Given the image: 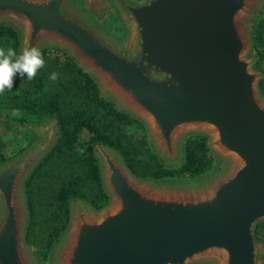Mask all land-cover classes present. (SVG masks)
I'll use <instances>...</instances> for the list:
<instances>
[{
  "label": "water",
  "instance_id": "water-1",
  "mask_svg": "<svg viewBox=\"0 0 264 264\" xmlns=\"http://www.w3.org/2000/svg\"><path fill=\"white\" fill-rule=\"evenodd\" d=\"M125 35L102 29L76 0H0V23L25 47L53 44L97 81L101 95L142 120L166 163L183 139L207 136L222 159L206 179L163 183L134 174L98 142L109 200L71 199L49 264H264V94L251 16L264 0H111ZM34 138L0 163V264H39L24 239V182L58 134L54 117L22 121Z\"/></svg>",
  "mask_w": 264,
  "mask_h": 264
},
{
  "label": "trees",
  "instance_id": "trees-1",
  "mask_svg": "<svg viewBox=\"0 0 264 264\" xmlns=\"http://www.w3.org/2000/svg\"><path fill=\"white\" fill-rule=\"evenodd\" d=\"M261 37L260 25L252 31V38ZM0 47H12L19 55V31L10 22L0 23ZM39 50L44 67L32 80L17 74L13 89L0 93V112L8 106L35 115L37 123L50 117L57 120L54 144L24 182L28 210L24 239L40 243L45 260L69 223L71 199H84L95 208L109 200L95 155L96 143L111 146L134 174L150 179L203 175L214 166L215 156L210 153L206 135L191 133L184 138L180 163L168 165L146 134L138 136L127 130L143 122L101 95L95 78L73 56L67 51L63 56H51L47 45ZM53 72L59 73L55 81L49 79ZM259 86L264 94V72ZM84 130L88 137L81 140ZM4 160L0 156V162Z\"/></svg>",
  "mask_w": 264,
  "mask_h": 264
},
{
  "label": "rangeland",
  "instance_id": "rangeland-1",
  "mask_svg": "<svg viewBox=\"0 0 264 264\" xmlns=\"http://www.w3.org/2000/svg\"><path fill=\"white\" fill-rule=\"evenodd\" d=\"M76 3L84 12H86V14H88V16L96 24H98L102 29H104L114 37L121 39L125 35L126 32L125 27L122 24L118 12L114 7V5L112 4L111 0H92L91 3H89V6H86L85 0H76ZM6 22H10V21H6ZM251 24H252L251 34L256 27H259L260 25L262 27V37L259 39L252 38L253 42L249 54L256 57V61L254 63L255 68L260 69L264 72V2L261 3L257 7L256 11L252 14ZM46 45L48 46V54L51 56L54 55L63 56L65 51L69 53V51L64 47H62L64 49H60V48L57 49L55 47L57 45H53V44L52 45L46 44ZM21 118L26 119L30 123H37L35 121L36 118L35 115L30 114L23 109H14L11 107L9 108L7 106L4 109H2L0 112V156L4 157L5 160L13 156L14 154L18 153L34 138L33 130L24 123H22ZM143 123L130 125L129 127H127V130L129 132H132L134 135H138V136L145 134L147 135L146 125L145 123L144 124ZM87 137H88V132L84 130L81 134V140H84ZM209 149H210V153L213 156H215V163L214 166L203 175H199L195 177H189V176L165 177L156 180L163 183L183 184V183H190L208 178L220 168L222 162V159L218 157L211 148ZM180 161L177 163H172V164L167 163V164L176 165L179 164ZM257 235L260 238L264 239V224H260L258 226ZM56 244L57 241L55 242L52 250H50L47 259L44 260L41 257V253H42L41 244L26 242L28 251L30 252L31 255L34 256V258L37 260L39 264H49L51 262ZM194 264H206V263H194Z\"/></svg>",
  "mask_w": 264,
  "mask_h": 264
},
{
  "label": "clouds",
  "instance_id": "clouds-1",
  "mask_svg": "<svg viewBox=\"0 0 264 264\" xmlns=\"http://www.w3.org/2000/svg\"><path fill=\"white\" fill-rule=\"evenodd\" d=\"M44 64L43 54L35 46L25 47L19 55L12 47H0V93L13 89L17 74L26 76L28 80L34 79ZM58 78L59 73L56 72L49 76L53 81Z\"/></svg>",
  "mask_w": 264,
  "mask_h": 264
},
{
  "label": "crops",
  "instance_id": "crops-1",
  "mask_svg": "<svg viewBox=\"0 0 264 264\" xmlns=\"http://www.w3.org/2000/svg\"><path fill=\"white\" fill-rule=\"evenodd\" d=\"M92 0H85L86 6H89V3H91ZM13 121V120H12Z\"/></svg>",
  "mask_w": 264,
  "mask_h": 264
}]
</instances>
